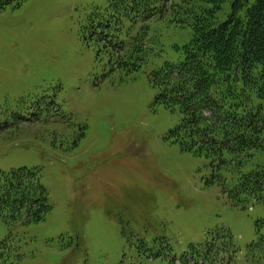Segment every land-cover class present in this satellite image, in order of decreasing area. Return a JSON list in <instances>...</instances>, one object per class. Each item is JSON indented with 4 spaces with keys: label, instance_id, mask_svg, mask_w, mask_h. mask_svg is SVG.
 <instances>
[{
    "label": "rangeland",
    "instance_id": "rangeland-1",
    "mask_svg": "<svg viewBox=\"0 0 264 264\" xmlns=\"http://www.w3.org/2000/svg\"><path fill=\"white\" fill-rule=\"evenodd\" d=\"M106 2L0 0V171L40 168L52 207L27 225L0 216V242L10 236L19 264H174L213 236L221 246L225 230L238 250L228 264H251L263 202L233 204L226 171L208 183L212 160L172 142L180 115L154 103L150 74L181 58L191 27L151 20L140 70H110L88 27ZM259 167L264 148L242 173Z\"/></svg>",
    "mask_w": 264,
    "mask_h": 264
},
{
    "label": "trees",
    "instance_id": "trees-1",
    "mask_svg": "<svg viewBox=\"0 0 264 264\" xmlns=\"http://www.w3.org/2000/svg\"><path fill=\"white\" fill-rule=\"evenodd\" d=\"M226 2L229 11L219 20ZM95 15L90 36L109 52L110 70H140L151 50V20L191 27L189 41L177 47L181 58L165 62L149 78L155 105L180 115L167 137L183 151L212 160L208 183L222 171L229 173L227 181L220 180L233 204H264V167L242 173L250 151L264 148V0H107ZM51 208L40 168L0 171V216L6 224L40 222ZM259 225L245 251L253 264H264ZM219 235L226 239L221 246L213 236L190 246L187 254L204 264L213 263L219 253L234 255L231 235L225 230ZM9 237L0 242V264H19Z\"/></svg>",
    "mask_w": 264,
    "mask_h": 264
}]
</instances>
